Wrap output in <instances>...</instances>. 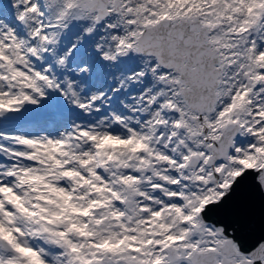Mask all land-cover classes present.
<instances>
[{
    "label": "snow or ice",
    "instance_id": "obj_1",
    "mask_svg": "<svg viewBox=\"0 0 264 264\" xmlns=\"http://www.w3.org/2000/svg\"><path fill=\"white\" fill-rule=\"evenodd\" d=\"M264 0H0V264H264Z\"/></svg>",
    "mask_w": 264,
    "mask_h": 264
},
{
    "label": "water",
    "instance_id": "obj_2",
    "mask_svg": "<svg viewBox=\"0 0 264 264\" xmlns=\"http://www.w3.org/2000/svg\"><path fill=\"white\" fill-rule=\"evenodd\" d=\"M250 215L251 225L246 226L242 230V233H238L247 242H251L264 235V206H262V200L258 193L251 195Z\"/></svg>",
    "mask_w": 264,
    "mask_h": 264
}]
</instances>
